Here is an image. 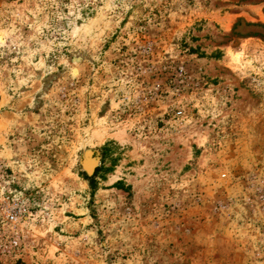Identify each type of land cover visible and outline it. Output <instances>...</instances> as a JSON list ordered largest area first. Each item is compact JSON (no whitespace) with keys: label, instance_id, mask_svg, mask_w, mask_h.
<instances>
[{"label":"rangeland","instance_id":"1","mask_svg":"<svg viewBox=\"0 0 264 264\" xmlns=\"http://www.w3.org/2000/svg\"><path fill=\"white\" fill-rule=\"evenodd\" d=\"M0 36V264H264V0H0Z\"/></svg>","mask_w":264,"mask_h":264},{"label":"trees","instance_id":"2","mask_svg":"<svg viewBox=\"0 0 264 264\" xmlns=\"http://www.w3.org/2000/svg\"><path fill=\"white\" fill-rule=\"evenodd\" d=\"M106 149L103 148L102 150ZM102 158L105 159L106 158V153H102ZM101 172V167L100 168H96V170L94 171V173L91 176H87L85 173L82 172V175L84 176V178L86 180H88L90 188L92 190H95V186H96V181H95V177Z\"/></svg>","mask_w":264,"mask_h":264},{"label":"built area","instance_id":"3","mask_svg":"<svg viewBox=\"0 0 264 264\" xmlns=\"http://www.w3.org/2000/svg\"><path fill=\"white\" fill-rule=\"evenodd\" d=\"M8 218H9L10 221H14L16 219V216L9 213L8 214Z\"/></svg>","mask_w":264,"mask_h":264},{"label":"bare ground","instance_id":"4","mask_svg":"<svg viewBox=\"0 0 264 264\" xmlns=\"http://www.w3.org/2000/svg\"><path fill=\"white\" fill-rule=\"evenodd\" d=\"M0 39L2 40V36H0ZM93 169V164H90L88 167V171L90 172Z\"/></svg>","mask_w":264,"mask_h":264},{"label":"water","instance_id":"5","mask_svg":"<svg viewBox=\"0 0 264 264\" xmlns=\"http://www.w3.org/2000/svg\"><path fill=\"white\" fill-rule=\"evenodd\" d=\"M88 171V170H87ZM89 173V172H88Z\"/></svg>","mask_w":264,"mask_h":264}]
</instances>
